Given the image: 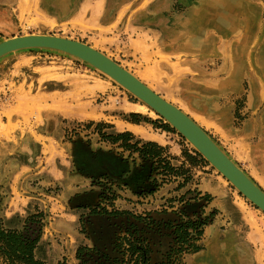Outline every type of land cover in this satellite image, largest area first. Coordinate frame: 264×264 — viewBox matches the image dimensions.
Returning a JSON list of instances; mask_svg holds the SVG:
<instances>
[{"label":"rangeland","instance_id":"374dc122","mask_svg":"<svg viewBox=\"0 0 264 264\" xmlns=\"http://www.w3.org/2000/svg\"><path fill=\"white\" fill-rule=\"evenodd\" d=\"M112 3H125L109 32L118 39V52H101L189 115L264 190V0ZM217 5L227 13L221 26L207 17ZM1 16L4 29L14 24L9 15ZM27 22L17 36L43 33L36 22ZM8 37L10 32L0 33V40ZM24 52L31 58L19 62ZM0 60V221L38 240L35 258L42 264H95L97 256L84 263L77 257L83 248L114 257L115 235L136 237L143 228L139 217L155 222L144 234L153 252L150 264H185L217 216L208 190L228 194L264 257V212L153 109L157 118L122 108L142 100L58 51L23 50ZM226 80L229 85L221 84ZM195 82L203 86H197L200 93ZM54 87L62 92L41 93ZM197 93L201 99L192 95ZM216 102L230 123L210 118ZM203 104L209 108L198 107ZM127 123L163 142L130 131ZM26 133L33 137L24 149L17 136ZM121 133H129L128 144L137 142L139 149L152 142L160 155L147 158L111 140ZM76 171L80 177L73 182ZM102 182L113 183L104 199ZM90 193L94 204L77 203ZM179 224L187 226L174 245L171 233Z\"/></svg>","mask_w":264,"mask_h":264},{"label":"crops","instance_id":"0c3cea01","mask_svg":"<svg viewBox=\"0 0 264 264\" xmlns=\"http://www.w3.org/2000/svg\"><path fill=\"white\" fill-rule=\"evenodd\" d=\"M124 5L125 3H112V0H31V2L26 0H0V7L3 8V10H0V14L2 16L7 14L14 19V24L7 29H4L3 24L0 23V33L10 32V37L17 36L18 33L27 29L28 20L36 22L35 26L42 29L43 33L74 38L100 51L117 53L118 39L114 35H110L109 32H111L110 27L116 20L118 12ZM38 32H41V30ZM113 44L117 48L113 47ZM27 54L30 53L27 52ZM27 54L26 52L21 54L18 61H28L31 57H27ZM22 55L24 56L22 57ZM0 63H5V61ZM1 65L0 70L2 69ZM197 71L200 72L201 70ZM229 80L222 81L221 84L229 85V83L227 84ZM194 85V90L196 89L200 93L197 86L201 88L203 86L197 82ZM54 86H57V84H54ZM52 92L61 93L62 91L56 87L50 91H41L45 96ZM199 93H197L198 95H192L201 99ZM214 104L211 105L210 118L212 117L216 121L225 124L230 123L228 116L223 118L221 115L223 108L221 109L219 103ZM198 107L203 110L209 108L208 105L204 107V104ZM221 128L225 133L229 132L226 127ZM17 137L20 139L23 137L24 140L19 146L24 149L30 148L29 144H26V140L33 137L32 133ZM59 173V177H64L61 171ZM79 177L80 174L76 171V174L72 176V181H78ZM208 193L213 196L210 208L217 210V216H215V221L212 224L203 228L199 242L200 249L188 255L185 260L183 259L184 263L263 264V254L255 241L256 238H251V232L247 229L241 210L236 208L234 202L228 198V194L215 192V190H208ZM95 201V193H90L79 198L77 203L85 205L88 203L94 204Z\"/></svg>","mask_w":264,"mask_h":264},{"label":"water","instance_id":"95a60500","mask_svg":"<svg viewBox=\"0 0 264 264\" xmlns=\"http://www.w3.org/2000/svg\"><path fill=\"white\" fill-rule=\"evenodd\" d=\"M47 49L73 56L108 75L179 132L247 200L264 212V190L189 115L155 93L133 73L91 45L54 34H25L0 41V59L18 51Z\"/></svg>","mask_w":264,"mask_h":264},{"label":"trees","instance_id":"16d2710c","mask_svg":"<svg viewBox=\"0 0 264 264\" xmlns=\"http://www.w3.org/2000/svg\"><path fill=\"white\" fill-rule=\"evenodd\" d=\"M130 137L129 133H121L112 136L111 140L113 142L121 140L125 147L140 151V154L147 158H156L160 155L158 151L161 148L158 147L156 151V146L152 142L145 143L142 149H139L137 148V142L128 144ZM6 222L0 223L1 264H42L41 261L35 258L38 240L31 239L29 235H24L19 230L11 228ZM4 224L6 225L4 226ZM118 245L122 253L121 259L104 254L101 257L102 262H97V264H150V252L142 240L136 237L124 236L119 238ZM84 250L85 248L83 250L79 249L77 254L81 262H84L81 255Z\"/></svg>","mask_w":264,"mask_h":264},{"label":"flooded vegetation","instance_id":"af4514ba","mask_svg":"<svg viewBox=\"0 0 264 264\" xmlns=\"http://www.w3.org/2000/svg\"><path fill=\"white\" fill-rule=\"evenodd\" d=\"M104 183V184H103ZM111 186H113V183L112 184H108V182H102L101 184V187L103 190H101V194H100V199H104L105 197H108L110 194L109 192L111 191ZM113 196V195H112ZM137 221L141 222L143 224V228L141 230H139L140 232H136V238L142 240L143 242H145V244L147 245L148 249H149V257L151 259V256H152V249H151V246L149 244V240L145 237L144 234H147V230H149L150 228H152V226L154 225L153 221H152V218H149V217H146V218H142V217H139V218H136ZM0 223H4L3 221H0ZM126 225H128L127 227H138V226H135L134 224H130V223H127ZM114 226V225H113ZM113 226H108L107 229H110L111 227ZM187 226V224H179L177 227L175 226V230L173 231V233H171V235L175 236L174 238V245L178 244L180 242V240H182V230H184V228ZM140 234V236H139ZM119 238L120 236H118V234L115 235V238L113 239V243H112V254L115 255L113 258H122V253H121V249L118 245V241H119ZM176 246H172L171 247V251L172 250H175ZM83 253L81 254L82 255V259L85 257H89L91 259L94 258V256H97L98 259H96L95 261V264L98 263H101L102 260H101V257L104 255V254H108L106 252H103V251H99L97 248H89V249H86L84 251H82ZM78 254V253H77ZM110 257H112L110 254H109ZM84 261V260H82ZM85 262V261H84ZM83 262V263H84Z\"/></svg>","mask_w":264,"mask_h":264},{"label":"bare ground","instance_id":"6f19581e","mask_svg":"<svg viewBox=\"0 0 264 264\" xmlns=\"http://www.w3.org/2000/svg\"><path fill=\"white\" fill-rule=\"evenodd\" d=\"M223 8L220 7L219 5L217 6H211V8L209 9V12L207 14V17L209 19V21L213 24H217L219 26H221L222 22H224V17L227 15L226 12H224L222 10ZM95 48V47H93ZM96 49V48H95ZM108 76V75H107ZM111 78V77H110ZM138 78V77H137ZM139 79V78H138ZM140 80V79H139ZM115 81V80H114ZM149 87V86H148ZM150 88V87H149ZM151 89V88H150ZM153 89V88H152ZM156 93V92H155ZM125 111H132V112H138V113H143V114H148L151 117H155L157 118L158 115L151 110V108L148 107V105L146 104H142V103H131V102H126L123 107H122ZM66 114V112H64ZM95 117V116H93ZM123 125V124H122ZM124 127H127L130 131L142 136V137H148L150 139H154L156 141L159 142H163L162 139H159L158 137L149 135L146 131V129L141 126V125H137V124H131V123H127L125 125H123ZM122 126V127H123ZM242 205H244V201H240Z\"/></svg>","mask_w":264,"mask_h":264}]
</instances>
